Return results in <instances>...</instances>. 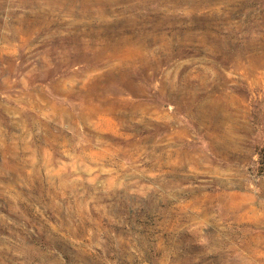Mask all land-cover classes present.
Listing matches in <instances>:
<instances>
[{
  "label": "rangeland",
  "instance_id": "rangeland-1",
  "mask_svg": "<svg viewBox=\"0 0 264 264\" xmlns=\"http://www.w3.org/2000/svg\"><path fill=\"white\" fill-rule=\"evenodd\" d=\"M0 264H264V0H0Z\"/></svg>",
  "mask_w": 264,
  "mask_h": 264
},
{
  "label": "bare ground",
  "instance_id": "bare-ground-1",
  "mask_svg": "<svg viewBox=\"0 0 264 264\" xmlns=\"http://www.w3.org/2000/svg\"><path fill=\"white\" fill-rule=\"evenodd\" d=\"M54 2H55V1H54ZM65 2H66V1H65ZM67 2H68V1H67ZM69 2L71 3V1H69ZM61 6H62V5H61ZM61 6H60V7H61ZM66 6H67V5H66Z\"/></svg>",
  "mask_w": 264,
  "mask_h": 264
}]
</instances>
